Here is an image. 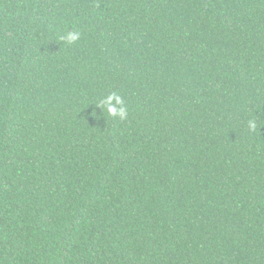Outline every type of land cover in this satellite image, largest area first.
<instances>
[{
    "label": "trees",
    "instance_id": "16d2710c",
    "mask_svg": "<svg viewBox=\"0 0 264 264\" xmlns=\"http://www.w3.org/2000/svg\"><path fill=\"white\" fill-rule=\"evenodd\" d=\"M0 264H264V0H0Z\"/></svg>",
    "mask_w": 264,
    "mask_h": 264
},
{
    "label": "clouds",
    "instance_id": "9594fccd",
    "mask_svg": "<svg viewBox=\"0 0 264 264\" xmlns=\"http://www.w3.org/2000/svg\"><path fill=\"white\" fill-rule=\"evenodd\" d=\"M81 33L78 30L67 31L60 37L61 41L67 44L76 43L80 39ZM115 101V103H113ZM103 105L106 108L107 113L113 117H119L120 120H126L128 116V108L124 99L116 94L110 93L103 98V100L98 104L101 107ZM250 130L256 128V123L254 121H249Z\"/></svg>",
    "mask_w": 264,
    "mask_h": 264
}]
</instances>
